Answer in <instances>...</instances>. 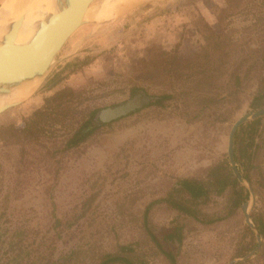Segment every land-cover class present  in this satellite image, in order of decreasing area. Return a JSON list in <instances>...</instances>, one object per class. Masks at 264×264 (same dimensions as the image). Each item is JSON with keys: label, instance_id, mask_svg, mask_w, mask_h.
<instances>
[{"label": "rangeland", "instance_id": "1", "mask_svg": "<svg viewBox=\"0 0 264 264\" xmlns=\"http://www.w3.org/2000/svg\"><path fill=\"white\" fill-rule=\"evenodd\" d=\"M7 1L0 0V9ZM92 20L67 42L39 90L0 116V264H98L102 254L135 242L146 264H169L148 245L139 218L178 179L204 176L214 164L229 161L233 125L264 109L250 108L258 90L257 72L242 92L241 109L225 125L188 124L173 101L167 110L145 105L140 113L96 128L100 130L66 151V142L90 116L69 120L70 126L57 137L48 133L40 142L24 141L20 131L65 87L82 91L79 111L91 114L126 103L137 91L160 96L170 89L158 70L161 53L177 50L181 61L193 59L205 44L199 32L202 22L217 33L235 35L234 62L245 54L255 61L254 52L264 45V0H147L111 20ZM74 102L80 105L78 99ZM262 124L264 129V120ZM77 137L76 142L81 139ZM262 147L253 166L264 171ZM257 171L249 173L255 191V198L247 200L251 217L264 216V185ZM228 194L213 196L202 207L204 214L225 215ZM245 203L215 227L184 219L189 222L179 250L163 242L180 218L175 211L154 206L148 228L177 255V264H230L253 251L240 257L253 242ZM254 256L238 264H264V257Z\"/></svg>", "mask_w": 264, "mask_h": 264}, {"label": "trees", "instance_id": "2", "mask_svg": "<svg viewBox=\"0 0 264 264\" xmlns=\"http://www.w3.org/2000/svg\"><path fill=\"white\" fill-rule=\"evenodd\" d=\"M199 32L202 34L205 44L193 59L181 61L177 50L161 53L158 70L170 89H166L160 96L150 94L155 102L150 103L147 107H159L167 110L174 106L173 101H176L180 117L188 124L202 122L206 125H225L230 123L241 109L242 92L251 79L252 73L257 72L259 73L258 90L251 101L250 108L257 110L264 107V45L254 52L255 61H251V54H245L234 62L238 45L235 35L226 30L217 33L204 22L200 25ZM81 92L72 87H65L48 98L44 107L36 112L31 121L20 131L23 140L33 143L40 142L41 138L48 133L52 137H57L60 131L65 130L66 126H70L68 125L69 120L83 114L90 118L81 124L78 133L66 142L67 145L62 150L66 151L77 147L99 131L100 129H93L82 136L79 141H75V138L88 126L91 118L97 113L79 111L78 107L83 103L80 100ZM76 99L80 104L77 107L74 102ZM140 112L141 110L138 111V113ZM263 120L264 118H260L247 123L239 129L235 136V160L240 175L252 186L253 182L249 173L254 169L258 170L260 185H264L262 182L264 181L263 169L260 166H253L257 150L264 145ZM260 132L263 136L260 135ZM227 194L228 206L225 215L212 218L204 214L202 207L209 204L213 196L224 197ZM249 196L248 190L235 176L229 161L225 160L208 168L204 176L178 179L166 197L148 205L144 215L139 218V222L143 228L147 229L148 245L169 261V264H177V255L167 251L164 244H174L178 250L182 248L186 224L189 222L184 219H189L205 228L215 227L226 218L231 217L243 203L247 202ZM88 202L91 203V200ZM159 204L164 205L167 210L175 211L180 217L176 227L164 235V244L148 228L150 211ZM85 211L83 209L84 215ZM81 217L69 223L68 228H72ZM251 219L260 237L264 238V216L254 214ZM56 224L61 226L62 222L57 219ZM246 229L251 234L253 242L243 249L241 258L257 246L253 230L250 227H246ZM139 248L140 243L138 242L119 245L116 252L102 254L98 264H146L142 261L143 257L137 253ZM263 257L264 244L255 253L254 258L260 260Z\"/></svg>", "mask_w": 264, "mask_h": 264}, {"label": "water", "instance_id": "3", "mask_svg": "<svg viewBox=\"0 0 264 264\" xmlns=\"http://www.w3.org/2000/svg\"><path fill=\"white\" fill-rule=\"evenodd\" d=\"M95 0H55V13H48L40 21L36 31L26 44H15L11 47L2 45L0 47V97L8 95L13 89L34 80H41L38 88L19 103L5 105L0 108V115L7 110L17 107L27 101L35 94L46 76L55 64V60L67 42L77 32L82 19L89 7ZM9 25V20L5 19L1 24L0 34L5 33ZM155 99L137 91L133 97L113 108H107L97 112L83 131L78 135V139L89 133L91 130L110 124L118 119L130 116L142 109L145 105L154 103ZM264 117V109L253 113H248L241 117L232 127L229 136V161L235 176L243 187H245L254 199V191L250 183L240 175L235 160V136L239 129L247 123ZM255 202V201H254ZM243 210L246 215V224L258 237V245L249 255L242 259L232 261L230 264H238L254 256L261 248L262 239L251 219L249 203H245Z\"/></svg>", "mask_w": 264, "mask_h": 264}, {"label": "bare ground", "instance_id": "4", "mask_svg": "<svg viewBox=\"0 0 264 264\" xmlns=\"http://www.w3.org/2000/svg\"><path fill=\"white\" fill-rule=\"evenodd\" d=\"M54 1L8 0L0 9V31L2 22L5 19L9 20V25L5 33L0 34V47L2 45L11 47L15 44H26L33 37L39 22L43 21V17L47 16L46 14L48 13H55ZM142 1L147 0H104L98 6L88 8L81 25L92 19L94 21H100L102 19L103 21L104 19L111 20L130 10L134 3H140ZM107 10H109L108 13H106ZM40 82L41 80L29 81L13 89L10 94L0 97V108L24 100L38 88Z\"/></svg>", "mask_w": 264, "mask_h": 264}]
</instances>
